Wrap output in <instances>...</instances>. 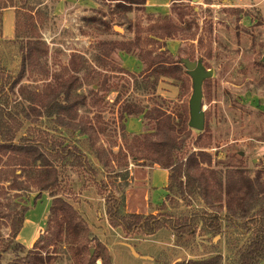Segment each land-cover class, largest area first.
Instances as JSON below:
<instances>
[{
  "label": "rangeland",
  "instance_id": "374dc122",
  "mask_svg": "<svg viewBox=\"0 0 264 264\" xmlns=\"http://www.w3.org/2000/svg\"><path fill=\"white\" fill-rule=\"evenodd\" d=\"M117 2L13 0V8L20 9L21 17L33 18L38 26V36L50 50L43 59L45 68L29 69L15 90L10 91L11 107H21L23 102L24 107L30 106L20 91L22 88L40 92L48 84L56 86L60 81L58 74L65 78L76 75L79 78L77 91L86 98L85 105L78 108L76 122L89 120L96 128L97 134L91 138L96 139L98 149L105 150L107 164H100L96 151L93 153L90 149L89 141L80 143L87 137L86 134L79 130L73 133L60 131L46 118L30 110L32 116L19 131L18 137L26 135L31 129L33 135L43 136L48 141H74L97 170L95 174L86 165H58L61 179L58 196L66 200L69 198L91 235L88 241L81 239L80 243L65 231L61 238H57L60 224L52 212L55 204L53 197L48 192L39 195V189L34 184L36 176L41 174L38 171L40 164L14 166L9 164L6 154H1L0 238L11 239L12 220L19 215L22 207L30 208L25 215L26 225L15 237V242H21L26 248L18 249L19 254L13 250L5 253L3 264L31 252L42 255L44 264H79L77 261L90 264L99 242L111 255L108 264H141L145 257L153 258L154 264H192L187 263L188 260H217L219 257L221 264H239L241 252L249 246L258 229L257 219L250 221V218L242 216L232 221L225 219L219 233H202L197 226L188 232L190 241L187 242L184 235L173 234L171 222L162 225L155 234H147L141 229L127 232L123 226L111 223L105 209L112 191L124 202L125 212H128L126 192L135 180L132 164L153 163L145 157V153H139L134 145V135L155 133L157 120L150 114H124L123 109L128 104L144 108L145 113L154 107H161L171 116L176 136L183 141L174 150L175 156L198 152L201 144L205 143L203 148L211 155V162L203 161L201 167H204L203 171L213 188L216 187V180L212 176L225 180L229 171H243L252 178L261 173L264 180V0H146L145 4H132V10L125 13L128 17L126 22H120L118 15L123 13L116 12ZM0 3L11 5L10 0H1ZM178 11L185 13L184 19ZM164 16L177 22L181 29L187 27V22L192 23V31L181 30L179 36L169 39L150 35V24L162 20ZM242 18L245 19L243 22ZM100 21L109 24L108 32L103 31L105 25ZM137 27H140L141 44L146 51H158L151 41L156 39L163 43L162 50L168 49L175 60L187 57L203 59L208 69H215V75L206 79L203 85L206 112L203 131L188 125L190 135L186 137L187 131L183 128L193 91L192 79L183 64L182 79L163 76L153 86V75L146 87L142 85L146 84V77L149 76L144 74L146 64L138 55L114 51L110 56L103 57L109 61L105 67L94 61L93 51L99 42L133 41ZM20 30L23 31L22 28ZM140 49L135 48V52L140 53ZM73 54L84 56L90 64L84 63L83 67L74 69L69 64ZM0 57L3 65L16 76L22 61L16 43L0 39ZM111 64L124 70H106ZM136 77L139 82H135ZM139 156H143L141 161H135ZM13 180L22 181L23 189L12 188ZM135 186L139 190L142 187L139 181ZM169 195L165 203L167 208H160L161 205L151 208L150 211L157 217L162 213L161 217H169L174 222L183 221V217L201 211V204H205L200 197L186 203L180 198L171 200ZM258 207L264 208L263 205ZM234 208L239 210L237 201ZM222 209L225 216L226 209ZM11 213L14 214L9 216ZM88 248H95L93 254L91 249L89 254ZM101 252L104 253L105 249L101 248ZM92 264H102V259H95Z\"/></svg>",
  "mask_w": 264,
  "mask_h": 264
},
{
  "label": "trees",
  "instance_id": "16d2710c",
  "mask_svg": "<svg viewBox=\"0 0 264 264\" xmlns=\"http://www.w3.org/2000/svg\"><path fill=\"white\" fill-rule=\"evenodd\" d=\"M1 1V0H0ZM117 8L116 12L123 13L118 15L120 22L128 21L126 12L132 10V4H145L146 0H116ZM13 0H10L11 5H2L0 3L1 11L8 7L14 6ZM17 12V24L20 33L18 39L13 41L18 46V50L22 56V62L19 72L16 76L3 65L0 57V155L6 154L10 159L9 164L14 166L30 167L39 163L38 171L41 174L36 176L34 184L39 189V195L43 192H48L53 197L55 203L52 207V212L55 213L59 220L60 230L57 238H61V234L65 231L73 237V240L81 239L88 241L90 239L91 231L87 225L82 221L81 217L76 214L75 208L69 198L67 200L63 197H59V191L61 189V179L58 173L60 165L65 166L68 163L74 165L84 166L87 169H91L95 174L97 170L94 165L89 161L88 156L82 152L80 145L75 144L74 141L67 142L66 139L58 141H48L43 136L33 135V132L28 131L26 135H20L19 131L25 126L26 121L30 119L33 110L34 113L43 116L49 122H51L54 128L63 130L67 133H73L79 130L82 134H86L85 139L80 140L81 144L85 141H89L91 144L90 149L92 152L95 150L100 164H107L104 156L105 150L98 149L95 137L97 130L91 125L89 120H81L76 122V116L78 108L85 105L86 98L80 95L77 91V82L79 78L76 75H66L68 77L58 74V84H48L46 88L40 92L31 91L28 88H22V94L25 95L26 100L29 101V107H24V102L21 107H11L9 101V94L11 90H15V87L20 82L21 78L27 73L29 69L32 71L45 68L43 59L48 55L50 48L44 41L38 36V26L34 22L33 18L28 16L21 17L20 9L16 8ZM181 18L184 19L185 13L178 11ZM1 18V17H0ZM23 19V22L21 20ZM162 20L154 21L150 24L148 31L150 35L157 36L158 38H175L179 36V32L192 31V23L187 22L188 25L184 29L169 16H164ZM104 32H108L110 29L109 24L104 21ZM22 28L23 31L20 30ZM136 36L133 41H105L99 42L93 51V59L95 62L105 67L109 61H105L103 57H108L114 51H123L130 54L138 55L140 60L146 64V71L144 74L147 82L155 75L153 81L155 84L159 81L160 77L168 76L174 79H182L184 70L180 60H175L173 54L168 49L162 50L164 47L159 40L151 39L154 42L155 48L158 51L149 50L146 51L141 44V30L137 27L135 32ZM135 48H141L140 53L135 52ZM191 59V58H190ZM193 60V59H191ZM84 63H89V60L80 54H73L69 60V64L72 67H80ZM99 65V67H101ZM111 71H123L121 67H117L115 64L110 65ZM70 72V71H69ZM187 72V71H186ZM151 76V77H150ZM94 80V77H92ZM135 82H139L138 78H135ZM151 82V81H150ZM153 82H151L152 84ZM188 113V105L185 107ZM150 111V113H149ZM124 114L152 115V118L157 120V129L155 133H146L141 135H134V145L139 153H145V157L151 159L153 163L147 164L154 166L158 165L169 171V184L167 189L171 200H177L180 198L186 203L199 197L204 201L202 210L193 212L191 215L183 217V221L174 222L169 217H159L154 215L151 211L148 214L142 213H128L125 212L124 202L117 197L112 191L108 195V201L106 202L105 214L109 217L111 223L121 225L129 232L133 229H141L147 234H155L160 230L164 224L172 223L174 235L184 237V241L189 242L190 236L188 232L195 227H199L201 232L207 233H219L222 229L223 221L237 219V216L244 218H250V221H259L258 229L254 234L251 243L240 254L239 264H264V208L258 207L264 206V180L261 173H257L254 178L247 177L243 171H229L227 172L225 180L218 178L215 175L212 176L216 180V187L213 188L208 178L204 173V167H201L202 162H211V155L206 153L202 143V148L199 151L191 152L189 154H181L175 156L174 150L178 145L183 142L176 136V128L172 122L171 116L165 113L161 107H154L152 110H148L145 113L144 108H138V105L128 104L123 109ZM189 113L186 118L183 119V128L187 131L186 137H189L190 131H188L189 125ZM203 134L200 133L199 136ZM201 142V137H200ZM150 147V148H148ZM182 148V147H181ZM94 153V152H93ZM108 156V155H107ZM141 156V155H140ZM136 157L135 161H141L142 157ZM1 160V156H0ZM85 162V163H84ZM17 163L18 165H16ZM57 163V165H55ZM150 163V164H149ZM139 164V163H138ZM214 173V172H213ZM35 177V176H34ZM32 183V181H29ZM14 189H23V182L13 180ZM175 196L174 198L172 197ZM69 200V201H68ZM106 200V199H105ZM242 200V202H240ZM237 201L239 210L234 208ZM157 206H152L156 208ZM160 208H167L164 203ZM223 207L226 209L225 216L222 215ZM1 209V208H0ZM29 207H22L18 211V216L12 220V238L4 240L0 238V264H3L4 254L12 251L17 252L18 249L26 248L21 242H15V237L21 232L26 220V213L29 211ZM256 212L253 215V212ZM11 213L9 216L13 215ZM253 217H250L252 216ZM173 218V217H172ZM175 223V224H174ZM244 224V223H243ZM101 248L105 249V252H101ZM82 249V248H81ZM90 249L88 248L89 254ZM83 250V249H82ZM17 254H19L17 252ZM98 254V255H97ZM102 259V264H108L111 261V255L105 245L100 244L96 247V252L93 257L90 258L92 264L95 259ZM221 259L216 260H188L187 263L192 264H217ZM45 259L42 255L37 253H30L25 257L16 256L13 260L5 262V264H44ZM77 263L81 264L79 261Z\"/></svg>",
  "mask_w": 264,
  "mask_h": 264
},
{
  "label": "crops",
  "instance_id": "0c3cea01",
  "mask_svg": "<svg viewBox=\"0 0 264 264\" xmlns=\"http://www.w3.org/2000/svg\"><path fill=\"white\" fill-rule=\"evenodd\" d=\"M240 5L244 6L245 4ZM13 7L4 8L0 14V39L10 42L16 41L20 35L16 19L18 10ZM244 20L245 19L242 18V22ZM134 164H132L133 166L131 169L135 180L132 188H129L126 192V209L128 213L148 214L152 206L166 203L169 195L167 189L169 171L160 166ZM137 181L142 185L140 190L135 186ZM149 182L150 188H152L150 190ZM141 264H154V259L145 257L142 259Z\"/></svg>",
  "mask_w": 264,
  "mask_h": 264
},
{
  "label": "water",
  "instance_id": "95a60500",
  "mask_svg": "<svg viewBox=\"0 0 264 264\" xmlns=\"http://www.w3.org/2000/svg\"><path fill=\"white\" fill-rule=\"evenodd\" d=\"M186 68L187 73L192 79V95L189 100V126L193 129L203 131L206 125V112L204 108V81L215 75L214 68H207L203 59L191 60L190 58H182L180 61ZM95 248H91L93 254Z\"/></svg>",
  "mask_w": 264,
  "mask_h": 264
}]
</instances>
